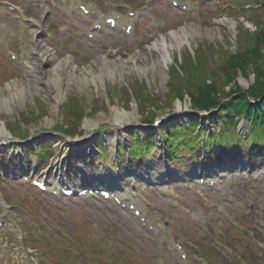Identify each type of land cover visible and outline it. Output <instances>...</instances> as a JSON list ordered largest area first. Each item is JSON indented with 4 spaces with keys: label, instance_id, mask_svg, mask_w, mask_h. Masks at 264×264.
<instances>
[{
    "label": "rangeland",
    "instance_id": "1",
    "mask_svg": "<svg viewBox=\"0 0 264 264\" xmlns=\"http://www.w3.org/2000/svg\"><path fill=\"white\" fill-rule=\"evenodd\" d=\"M262 2L264 0H235L234 11H229L228 7L225 8L222 5L223 2L187 0L191 10L186 15H180L178 10L168 7L166 4H155L149 10L153 12H149L143 24L137 26L138 30L140 29L137 35L124 37L117 34L95 44L80 42L77 46H80L86 53V59L83 62L73 58L68 50H64L62 55H57L53 50L59 59L70 56L73 64L83 69L93 65L92 62H96L100 58L109 61L128 60L130 55L145 50L155 40L160 39L161 35L166 36L183 26L194 25L200 30L204 28L212 31L217 30L216 34L213 33L212 36L186 31L184 35L187 36L189 45L183 43L179 50L175 48L171 50V57L174 60L167 69L163 64L162 66L157 64L149 67L145 63L146 66L143 65L140 70L131 69L129 72H124L123 79H119L117 76L113 79L105 78L102 87L98 82L96 86L90 81L84 85L77 81L68 82L65 84L67 98L54 111L49 100L45 97V85L29 83L28 90L24 94V101L12 98L8 102L10 109L7 110L5 107L0 109V127L4 123L9 134L6 136L0 133V142L3 141L4 144L0 146V149L3 148L0 151V156L1 153L10 152L8 153L10 157L0 158L1 166L13 167L14 154L23 158L25 153H28L29 156L40 155L41 150H50L47 157L52 155L55 160L59 155L63 157V162L67 163L69 160L75 162L76 156H67L69 152L63 144L67 142L68 138L77 136L82 138L83 144L92 146L90 147L91 151L95 148L93 147L95 144L97 150H102L110 156L112 154L110 149L115 146V143L118 144V147L121 146L123 151H126L135 143H140L143 147L145 142H152L151 138L154 137L153 141L156 142L155 147H157L159 145L158 133H161L162 136L165 133L171 135L176 129L185 132L182 139L184 142L177 146L173 143L170 147H168L169 137L164 142L168 150L176 149L175 152L181 151L182 153L184 149L178 150L177 148H186V144L191 143L193 139L196 140L199 136L200 139L204 138V141H207L210 134L213 137L219 136L215 139L223 142V148L220 147L218 141L216 142L217 146L213 145V140L205 144L211 149L220 148L219 156L229 153L226 149L232 147H242L238 151L241 153L244 148H249V144L252 147L255 146V150L256 148L264 150V131L256 130L254 131L256 133L252 134L250 121L246 122V119H242L239 123L236 121V124L230 125V130H228L222 123L226 114L223 112L201 113L205 116L199 117V113L192 112L193 104L190 102L191 95L194 96V88L200 83L207 85L215 82L221 90L229 91L232 82L228 83L227 81L231 77L230 67L226 68L229 64L228 59L231 56L236 58L237 56L234 54H237L241 47H249L250 44H243V32L254 33L256 31L254 22L264 21L262 20L264 16V3ZM228 9L232 10V8ZM152 14L156 18L160 17V19L166 20L167 23L165 22L163 29L149 27L147 18ZM259 15L263 16L258 20ZM226 18L235 23L233 35L228 33L224 25L217 23V21ZM28 37L29 42L32 33ZM49 48L51 49V47ZM8 66H11L10 61L5 57H0V89L11 81H20L25 78V67L15 71L13 67ZM162 70L165 73L167 70L165 76H162ZM175 78L181 79L176 80ZM254 78L253 71L248 70L244 73L239 70L236 71L233 80L239 87L247 89L254 82ZM174 88L182 92V98L176 97L178 91H175ZM114 108L119 112L124 111V113L133 116L121 120L118 125L113 117V115L116 116L113 112ZM147 115L151 117L148 118L151 120L160 119L154 129L151 125L142 126L139 123H142V118ZM198 117L201 123H197L193 119ZM228 119H237V117L230 115L226 120ZM88 121L91 123L87 127L85 124ZM62 131L68 136L65 137ZM227 131L231 133L230 136H226L224 133ZM188 136H190L188 138L190 141L185 142ZM12 139H21L22 141L11 143ZM127 139L130 141L129 145ZM157 148L154 151L155 154L159 149V152L163 153L162 147L158 146ZM76 151L77 153L81 151L82 155L85 154L81 147H78ZM259 155H261L259 159H262L258 160L261 161L259 165L264 167V151ZM83 156V158H88L87 155ZM19 160H15L17 167ZM159 165L165 170L169 169L171 173L177 172L181 168L178 162L170 165L161 161ZM182 168L189 169V166ZM0 191L4 192V199L10 205L20 203L21 207L17 206L15 209H25L24 213L29 214L28 218H35L34 210L38 206L44 208L56 223L61 224L60 226L65 232H71L75 228H77L75 231L80 232L84 225L85 232H87L85 235L90 244H88V248L84 246L83 250L88 253L90 248L95 249L100 257L107 260V264H121L120 262H124V264H180L179 258L170 250L166 242L162 244L161 241L157 242V237L145 234L130 215L119 210L110 202L102 204L95 200L88 202L83 199L66 200L43 197L32 187L7 179L0 182ZM170 191L171 194L166 197L160 192L144 190L145 198L148 199V206L145 204L147 206L146 214L154 221L166 219L170 222L172 232L178 238H182L183 242H187L188 254L197 253L196 249L199 245L205 246L202 255H205L204 251L209 253L211 251L213 258L217 255L219 259L235 264L234 258L228 255L229 245L232 243L225 237L227 232L236 233L227 231L228 225L234 224L235 220L244 225L245 232L250 237V233L254 234L251 241L262 240L264 242V181H253L251 177L233 178L232 181H224L221 186L212 190L205 187L200 188L194 184L184 186L172 183ZM0 213L4 217L8 213L14 214L15 210L0 205ZM27 215H23V217L16 214L14 219L25 222L26 229L28 226ZM74 221L77 222L75 228ZM11 230L12 226L5 224L4 229L0 231V264H21L22 259L27 261L24 254L27 250H20L19 239L10 235L9 231ZM53 236L58 240L56 235L53 234ZM53 236L49 234L46 241H55ZM227 236L232 238L230 234ZM238 237L236 239L238 243L245 244L246 239L243 238V235ZM163 238L161 236V239ZM33 241H36V238ZM106 241L108 245H105ZM229 262L223 264H231ZM22 264H26V262H22ZM253 264H264V261Z\"/></svg>",
    "mask_w": 264,
    "mask_h": 264
},
{
    "label": "bare ground",
    "instance_id": "2",
    "mask_svg": "<svg viewBox=\"0 0 264 264\" xmlns=\"http://www.w3.org/2000/svg\"><path fill=\"white\" fill-rule=\"evenodd\" d=\"M37 23V22H36ZM219 25H224L227 29L228 33L233 35L235 31V23L232 20L226 18L217 21ZM186 31L195 32L196 34H206L213 35L216 34V31H212L209 29H199V27L183 26L177 31H172V33L166 36H160V39L155 40L150 46L146 47L145 50L140 51L134 55H130L128 60H120L117 61L106 60L105 58L97 59L96 62L93 61V65L87 66L83 69L78 68L71 61L70 57H63V59H59L55 53L52 52L45 44L39 43L37 41L33 42L31 45V53L34 54V59L28 62L25 78L20 79V81H11L9 84L5 85L0 89V109L2 110L4 107L8 110L10 109L8 102L12 98H16L20 101H24V94L28 90L29 83H34L35 85L43 84L45 85V97L49 100L51 104V108L57 110L59 104L65 100L67 97L65 96L66 87L65 84L68 82H75L84 85L86 82L90 81L93 85H97L98 82L100 86H104V79L111 78L113 79L117 76L119 79H123V73L129 72L131 69L140 70L143 65L146 66L145 63L151 66H155L157 64L164 65V68H168V66L172 65L174 59L171 57V50L173 48L179 50L180 46L185 43L189 45ZM167 74L162 70V76ZM164 80V77H163ZM113 112L116 116L113 115L116 123L119 125L121 120H125L128 117H132V114L124 113V111H118L116 108L113 109ZM91 122H86L85 126L88 127ZM117 125V126H118ZM0 133L3 135H9L5 129L4 123L0 127ZM113 137V135H112ZM93 147H96L93 144ZM65 149L69 152L67 156H76L78 159L81 158L82 155L77 153L75 148L82 147L78 146L75 148H70L68 145H64ZM91 146V145H90ZM24 147V145H23ZM87 147V146H86ZM82 147V148H86ZM92 147V146H91ZM81 148V150H82ZM89 148L87 151H91ZM93 151H96L93 148ZM60 162H62L63 157H59ZM152 170V168L150 169ZM158 176L164 177L165 172H161L157 174H153L155 179Z\"/></svg>",
    "mask_w": 264,
    "mask_h": 264
},
{
    "label": "trees",
    "instance_id": "3",
    "mask_svg": "<svg viewBox=\"0 0 264 264\" xmlns=\"http://www.w3.org/2000/svg\"><path fill=\"white\" fill-rule=\"evenodd\" d=\"M263 15H259L258 20ZM264 20V16L263 19ZM256 31L254 33L243 32L242 40L244 45H249V47H241L236 54V58L229 57L228 66L231 73V77L228 78V83H231L229 86V91L221 90L219 85L217 86L215 82L212 84H203L200 83L194 88V96L191 95L190 102L193 104V111L196 110H206L208 109H217V113L223 112L226 114L224 123H226L227 128H230L231 123L234 122V119L226 120L228 116L234 115L238 119L241 116L245 115L248 117V120L251 122V131L252 134L256 133V130L264 131V21L254 22ZM254 34V35H253ZM243 46V45H242ZM205 65V64H203ZM241 70L242 72H248V70L253 71L254 73V82L251 83L247 89L239 87L234 81V76L236 71ZM171 72V71H170ZM169 74V72H168ZM179 80L181 78H175ZM175 81V80H174ZM175 91H178L176 97L182 98V92L179 89L174 88ZM181 95V96H180ZM248 97L255 100V103L250 104L247 100ZM229 114V115H228ZM151 118L148 115L142 118L143 122H149ZM142 122V123H143ZM183 131V129H182ZM184 132V131H183ZM181 134V131L176 129L171 135H161L163 142H166L169 137V145H173V139ZM230 136V135H229ZM222 143V142H221ZM134 152L138 150L136 144L133 145ZM235 243V242H234Z\"/></svg>",
    "mask_w": 264,
    "mask_h": 264
}]
</instances>
